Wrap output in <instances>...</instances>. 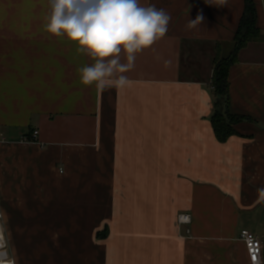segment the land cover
Wrapping results in <instances>:
<instances>
[{"label": "crops", "instance_id": "0c3cea01", "mask_svg": "<svg viewBox=\"0 0 264 264\" xmlns=\"http://www.w3.org/2000/svg\"><path fill=\"white\" fill-rule=\"evenodd\" d=\"M253 1L263 38L239 51L228 95L230 112L252 121L221 142L211 123L214 62L234 48L247 0H140L170 14L168 31L136 54L127 87L105 91L80 82L78 69L93 61L74 42L44 31L48 0H0L7 233L60 216L73 230L47 240L99 253L93 264H252L239 236L247 229L264 246V0ZM198 14L202 23L188 28ZM181 212L192 216L190 237Z\"/></svg>", "mask_w": 264, "mask_h": 264}, {"label": "clouds", "instance_id": "9594fccd", "mask_svg": "<svg viewBox=\"0 0 264 264\" xmlns=\"http://www.w3.org/2000/svg\"><path fill=\"white\" fill-rule=\"evenodd\" d=\"M225 2L217 0L219 4ZM48 7L44 31L66 37L76 44L78 53L93 61L80 67L78 73L83 85H95L98 91L127 87L131 81L124 73L134 68L136 54L162 39L171 20L164 9L142 6L140 0H48ZM203 19L198 14L187 27L194 28ZM122 53L126 62H122ZM258 193L264 201V188ZM3 233L4 226L0 225V247L4 245Z\"/></svg>", "mask_w": 264, "mask_h": 264}, {"label": "trees", "instance_id": "16d2710c", "mask_svg": "<svg viewBox=\"0 0 264 264\" xmlns=\"http://www.w3.org/2000/svg\"><path fill=\"white\" fill-rule=\"evenodd\" d=\"M247 10L238 28L234 48L227 57L215 59L212 83L214 89V111L211 117V123L219 141L223 142L231 136L237 134L235 124L243 121H252L245 115L234 114L230 112L229 106V74L231 66L238 61L239 51L248 46L251 41H259L263 38V32L257 25L256 7L253 0H247ZM109 229L106 226L104 230L97 235L98 238L106 239Z\"/></svg>", "mask_w": 264, "mask_h": 264}, {"label": "rangeland", "instance_id": "374dc122", "mask_svg": "<svg viewBox=\"0 0 264 264\" xmlns=\"http://www.w3.org/2000/svg\"><path fill=\"white\" fill-rule=\"evenodd\" d=\"M71 210V209H69ZM67 210V212H69ZM17 221L18 225H24L26 222ZM49 221L45 225H31L24 228L17 227L9 228L10 233H7V240H14V243H11V246H14L17 253V264H93L94 261H100V254H75L76 253V241H70L68 239H62V241L50 242L47 240L48 237H51L55 231H67L71 228V225L63 223V218L60 216L53 218H46L45 222ZM107 226V225H106ZM108 227V226H107ZM74 227L71 228V231ZM102 228L101 230H104ZM186 229V227H185ZM12 231V233H11ZM42 233V234H40ZM46 234V235H43ZM59 233L58 236H60ZM63 235V233H62ZM25 236H29L30 239H34L31 243H25L22 241ZM43 236L46 237L47 241L43 240ZM57 236V235H56ZM10 237V238H9ZM90 241V240H88ZM50 242V243H49ZM53 243H59L58 246H55ZM10 244V241H9ZM14 244V245H13ZM10 246V247H11ZM58 247L56 250H50L48 257H27L30 252L33 250H42L45 248ZM72 247V248H71ZM91 249V246L88 247ZM81 251V249H79Z\"/></svg>", "mask_w": 264, "mask_h": 264}, {"label": "built area", "instance_id": "2783aa9c", "mask_svg": "<svg viewBox=\"0 0 264 264\" xmlns=\"http://www.w3.org/2000/svg\"><path fill=\"white\" fill-rule=\"evenodd\" d=\"M37 134H38L37 131L32 134L33 136L32 138L34 139V141L36 140L38 136ZM24 141L28 142L29 137H25ZM3 219H4L3 212L0 211V225L4 226ZM177 219H178V225L180 227L181 226L186 227L185 234L188 237L192 236L190 226L193 222V219H192L191 214L189 212H181V214L178 215ZM3 235H4V245L3 247H0V262H3V264H8L9 261H12L13 264H15L14 257L12 256V253H11V247H10L9 241L7 240V231L5 227H4ZM239 239L243 241L245 244V247H247V252H248V256H249L251 263L254 264L253 255H256L257 264H263L262 254H263L264 246H263V242L261 238L255 233H253L252 231L243 229L241 230Z\"/></svg>", "mask_w": 264, "mask_h": 264}, {"label": "snow or ice", "instance_id": "6c2138e0", "mask_svg": "<svg viewBox=\"0 0 264 264\" xmlns=\"http://www.w3.org/2000/svg\"><path fill=\"white\" fill-rule=\"evenodd\" d=\"M0 246H2V238H0ZM254 264H257V256L253 255Z\"/></svg>", "mask_w": 264, "mask_h": 264}]
</instances>
